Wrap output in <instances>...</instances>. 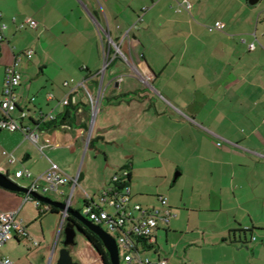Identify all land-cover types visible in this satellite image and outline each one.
Returning <instances> with one entry per match:
<instances>
[{
    "label": "crops",
    "instance_id": "obj_1",
    "mask_svg": "<svg viewBox=\"0 0 264 264\" xmlns=\"http://www.w3.org/2000/svg\"><path fill=\"white\" fill-rule=\"evenodd\" d=\"M177 1L0 0L1 20L8 25L0 42V96L7 68L17 59L20 106L33 119L52 109L61 113L65 81L94 80L105 52L116 53L103 36L115 39L125 47L127 62L160 94H128L101 104L90 140L96 126V138L122 155L106 157L100 189L127 168L135 202L151 207L159 204V195L168 196L174 217L155 232V247L147 251L153 260L264 264V0L255 5L189 0L192 8L182 11ZM26 18L37 26L20 27ZM217 20L225 28L209 31L207 25ZM241 37L255 42V48L250 50ZM29 48L34 49L30 58L25 55ZM118 59L102 77L120 76ZM119 82L111 83L110 96L134 91L133 83ZM52 91L58 92L54 100L48 99ZM84 93L85 98L82 92L78 97V125L40 130L44 154L22 131L0 129V163L5 151L24 154L14 165L6 162L9 175L20 167L38 175L49 159L75 175L91 126ZM0 196L12 201L10 211L19 205V215L29 202L24 193L8 190ZM22 240L10 242L18 247Z\"/></svg>",
    "mask_w": 264,
    "mask_h": 264
},
{
    "label": "built area",
    "instance_id": "obj_2",
    "mask_svg": "<svg viewBox=\"0 0 264 264\" xmlns=\"http://www.w3.org/2000/svg\"><path fill=\"white\" fill-rule=\"evenodd\" d=\"M192 3L189 0H181L178 2L177 10H190ZM3 13L0 12V42L6 40L5 31L8 28L6 22L2 21ZM142 19V17L140 18ZM27 23L32 27L37 26V22L31 18H26L25 22L20 24L22 27ZM225 23L221 20L215 21L208 25L209 31L223 30ZM240 41L246 43L248 48L254 49L255 42L248 43L245 37H241ZM109 43L116 48L114 58L119 53L126 59L121 48L113 40ZM34 54V49L29 48L25 51V55L30 58ZM109 52H105V63L102 73L112 63ZM17 59L7 68L5 84L2 95L0 96V129L23 132L26 139H29L44 154V146L40 141V130L45 123H49L58 118L60 112L52 109L47 113H41L37 118L30 117L29 110L21 107L18 100L17 88L19 87L22 75L17 68ZM101 73L99 72L98 75ZM72 82V81H71ZM65 81L66 90L60 97L59 101L64 106L77 105L79 102V93L86 92L88 95V105L90 107V125H94V121L102 99V83H100L97 95H94L87 85V81L71 83ZM58 92L52 91L48 94V99L57 98ZM34 97L30 98L33 101ZM82 108L78 107V112ZM85 149L89 147L90 139L86 140ZM6 160L9 164L14 165L17 160L13 153L4 152ZM2 173L10 178L9 172L1 170ZM18 179H29L30 184L27 188L29 193L25 194V201H33L40 214L48 213L54 208L51 204L35 198L31 192L38 193L47 197L48 193H56L64 197L63 203L66 208L60 210L62 214V223L58 234H62L67 218L70 216L69 208H73L74 193L80 185L81 172L75 175L68 174L57 162L49 159L48 168L38 175L26 168L20 167L14 172ZM130 171L123 168L111 178V183L105 186L99 194L92 196L84 191V210L81 212L88 220L103 227V229L113 236L119 246V255L121 264H169L165 257H159L153 260L147 251L153 249L156 244V230L161 226H166L174 217L168 198L164 195L158 196V205L145 207L139 202L133 200L130 184L127 177ZM19 184V183H18ZM70 188L69 190L67 188ZM74 209V208H73ZM82 234V233H81ZM28 239L33 246H39L40 242L31 237L27 226L19 216V210L0 212V250L12 240ZM90 249L85 252V260L78 259L81 264H91L90 257L97 260L99 264H104V259L99 250L90 242ZM32 247V246H31ZM0 264H15L14 261L4 255H0ZM52 264V263H51Z\"/></svg>",
    "mask_w": 264,
    "mask_h": 264
},
{
    "label": "rangeland",
    "instance_id": "obj_3",
    "mask_svg": "<svg viewBox=\"0 0 264 264\" xmlns=\"http://www.w3.org/2000/svg\"><path fill=\"white\" fill-rule=\"evenodd\" d=\"M178 2L179 0L177 1V6H178ZM142 21L139 22L140 25H142L141 24ZM208 25H207V28H208ZM103 37H104L105 43L109 42V39L106 35H104ZM113 41H115V39ZM115 42L118 43L117 41ZM121 50L126 54V51H125L126 49L123 45H121ZM127 57L129 58L128 55ZM111 58H114V55H111ZM118 58L119 59L117 60V65L121 72L118 75L120 76L118 77L114 76L111 78L108 73L105 75V77H102V71L104 69L105 61L104 59H101V65H100L99 70L92 73L93 75L92 78H94V80L90 79V81H87L88 87L91 89L94 95H97L100 83H103L102 99L99 105V110L101 108V104L107 102L108 98L111 100H118L122 97H126L128 94H130L131 96H134V95H138V96L147 95V96H155V97L159 96L160 93H157L155 91L156 84H153V82H150V81L147 82V80L145 81L144 76L140 73V70L139 69L137 70L136 68L132 67L120 53H119ZM99 72L101 73L100 75H98ZM120 79L122 80L121 83H133L131 88H133L134 91H131V93H124V94L120 93L119 95H116V96L115 95L110 96L109 91L111 89L110 87L111 83H120L119 82ZM94 83H98V85ZM135 90H137V92H135ZM82 93H83V97L85 98L86 97L85 93L84 92ZM95 121L97 123V117ZM96 128L97 127L95 126V129L93 132L94 142L92 146H90L88 149L81 150V154L79 156V160H78L77 167L75 170V174H76L78 168L80 167L83 173V178L80 180V185L75 190L74 203H73V208L81 212L84 210V203H83L84 191H86L92 196H96L101 191L100 189L101 187L99 184V177H100V172L103 170L101 166L106 163V157L111 156L112 160L113 159L116 160L120 158L122 155L113 146V144H107V143L101 142L96 138L98 137ZM114 134H115V130H112L106 133L108 137ZM220 144H222L221 141H220ZM60 153L62 152L60 151ZM15 154H16V157L20 160L24 158V154L22 153L19 154L17 152ZM68 157L66 155V160H68ZM6 162L7 160L6 158H4V161L0 163V171L10 168V166H8ZM10 178L14 180L15 182L19 183L21 186L29 185L28 180L16 178L14 171L10 174ZM67 189L69 190L70 188L68 187ZM0 191H8V190L0 187ZM46 196L58 202H63L65 199L64 197L56 193H48ZM164 196L168 197L167 195H164ZM12 205H13L12 201L0 196V212L5 211V210L10 211L8 209H10ZM19 207L20 206L17 205L15 210H18ZM19 216L24 221V224L28 227L31 237L38 240L40 242V245L33 246L28 239H23L22 242L18 245V247L15 246L14 242H9L5 246H3V248L0 250V255L13 258L17 262V264H48L49 258L51 255V250L53 248V245L56 241L57 234L61 227L62 218H63L62 214L52 213V212H48L46 214H40L38 209L36 208L35 203L33 201H29L25 203ZM77 239H78V242L72 250V256L74 260L76 261L78 259H81L82 261H84L85 252L86 250L90 249V244L85 239L83 234L81 233L77 234ZM62 247H63V243L59 242L57 250L53 256L52 264H56L57 259L59 257V250ZM90 260L93 261V257H90Z\"/></svg>",
    "mask_w": 264,
    "mask_h": 264
},
{
    "label": "water",
    "instance_id": "obj_4",
    "mask_svg": "<svg viewBox=\"0 0 264 264\" xmlns=\"http://www.w3.org/2000/svg\"><path fill=\"white\" fill-rule=\"evenodd\" d=\"M260 0H249V3L251 5H255ZM93 131V125L91 124L88 134V139H90L91 134ZM0 187L7 189L9 191L17 192V193H24L27 194L30 192V190L27 187L21 186L11 178H9L7 175L2 173L0 171ZM31 194L44 202H47L54 206L55 208H58L60 210H63L66 208V205L63 202L54 201L49 197L42 196L38 193L31 192ZM70 215L73 217L74 221L78 220L80 221L84 226H86L89 230H91L93 233H95L102 241L103 246L105 250L109 254L110 264H121L120 255H119V246L116 241V239L111 236L109 233H107L103 227L100 225L93 223L92 221L88 220L81 212L78 210H75L73 208L68 209ZM72 220H67L66 225L64 227L63 231V247L59 250V257L57 259L56 264H81L80 262L74 260L72 256V250L76 245V236L77 232L82 233L83 228L79 225H77ZM56 244L54 243L53 248L51 250V255L49 258L48 264H51L53 261V256L56 252ZM106 264V263H104Z\"/></svg>",
    "mask_w": 264,
    "mask_h": 264
},
{
    "label": "trees",
    "instance_id": "obj_5",
    "mask_svg": "<svg viewBox=\"0 0 264 264\" xmlns=\"http://www.w3.org/2000/svg\"><path fill=\"white\" fill-rule=\"evenodd\" d=\"M77 111H78V105H74V104L69 105V106L65 107L63 112H61L59 114V116L56 120L51 121L49 123H45L43 126H46L47 128H51V127H55V126L63 125V124H69L71 126L78 125L79 124L78 123L79 122V115H78ZM43 126L41 127V129L43 128ZM86 127L88 128L87 125H86ZM92 141H93V139L91 138L90 144L92 143ZM126 180L130 184L131 174L127 177ZM21 194H23V193H21ZM50 212L60 213L61 211H60V209L54 207V208H52V210ZM70 220L74 221L73 218H70ZM75 223L80 226V224H78L77 222H75ZM81 227L83 228L84 235L89 240V242L99 250L100 254L102 255V257L104 259V262L106 264H110L109 254L105 250L101 239L95 233H93L91 230H89L88 228H84L83 226H81Z\"/></svg>",
    "mask_w": 264,
    "mask_h": 264
},
{
    "label": "flooded vegetation",
    "instance_id": "obj_6",
    "mask_svg": "<svg viewBox=\"0 0 264 264\" xmlns=\"http://www.w3.org/2000/svg\"><path fill=\"white\" fill-rule=\"evenodd\" d=\"M70 218H73L71 215L67 218V220H69ZM78 224H80V226H83L84 228H87L86 226H84L80 221L78 220H75ZM67 222V221H66ZM66 224V223H65ZM64 231V230H63ZM63 231H62V234H57V237H56V241H55V244H56V250H57V247H58V244L59 242H62L63 241ZM79 232H77L78 234ZM83 236L85 237V239L89 242V240L86 238V236L84 235V231L82 232ZM78 242V239H77V236H76V244Z\"/></svg>",
    "mask_w": 264,
    "mask_h": 264
}]
</instances>
